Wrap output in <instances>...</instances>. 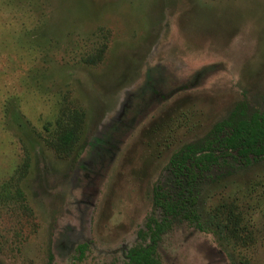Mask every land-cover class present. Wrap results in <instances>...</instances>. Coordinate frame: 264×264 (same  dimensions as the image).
I'll return each instance as SVG.
<instances>
[{
  "label": "rangeland",
  "instance_id": "obj_1",
  "mask_svg": "<svg viewBox=\"0 0 264 264\" xmlns=\"http://www.w3.org/2000/svg\"><path fill=\"white\" fill-rule=\"evenodd\" d=\"M242 105L264 108V0H0V264H126L170 155ZM74 110L71 162L51 143ZM196 212L163 264H264V160Z\"/></svg>",
  "mask_w": 264,
  "mask_h": 264
},
{
  "label": "trees",
  "instance_id": "obj_2",
  "mask_svg": "<svg viewBox=\"0 0 264 264\" xmlns=\"http://www.w3.org/2000/svg\"><path fill=\"white\" fill-rule=\"evenodd\" d=\"M82 112L71 116L54 134L52 146L77 161L84 144L78 136ZM264 160V108L248 105L233 108L215 122L201 138L183 144L173 152L152 187V212L147 217L139 240L125 251L126 264H163L156 256L161 235L174 221L198 223L197 200L203 185L218 181ZM210 215L221 231L233 232L238 216L222 203Z\"/></svg>",
  "mask_w": 264,
  "mask_h": 264
}]
</instances>
